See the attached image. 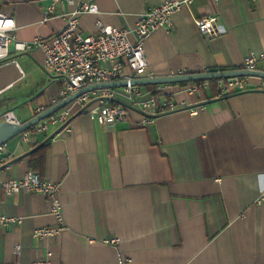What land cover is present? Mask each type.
Returning <instances> with one entry per match:
<instances>
[{
	"label": "crops",
	"instance_id": "crops-1",
	"mask_svg": "<svg viewBox=\"0 0 264 264\" xmlns=\"http://www.w3.org/2000/svg\"><path fill=\"white\" fill-rule=\"evenodd\" d=\"M163 1L0 0V12L14 20L16 37L30 42L55 35L64 13L93 2L98 14L79 17L83 35L101 21L127 28L134 42L138 16ZM209 16L217 18L219 36L198 32L195 20ZM172 22L169 32L159 29L144 42L153 76L241 69L251 52L264 71V0H192ZM43 61L40 49L10 48L0 62V114L10 110L23 123L61 100L64 82ZM208 82H195L198 92L185 89L189 82L139 86V95L132 92L139 101L157 93L159 102H175L150 121L129 108L125 122L103 125L79 108L67 128L49 125L31 143L19 135L2 145L0 215L13 221L0 227V262L50 252L51 264H117L120 251L130 264H264V89L258 77H248L246 90L222 94ZM113 94L129 104L122 89ZM42 142L47 149L34 156L33 170L31 152ZM29 170L60 184L65 228L56 236L34 235L56 225L42 194L2 186ZM112 238L118 250L104 243Z\"/></svg>",
	"mask_w": 264,
	"mask_h": 264
},
{
	"label": "built area",
	"instance_id": "built-area-1",
	"mask_svg": "<svg viewBox=\"0 0 264 264\" xmlns=\"http://www.w3.org/2000/svg\"><path fill=\"white\" fill-rule=\"evenodd\" d=\"M59 0H54V3ZM71 2V1H70ZM192 0H165L162 3L150 7L138 16L134 33L136 41L129 39L130 30L125 27L104 24L96 21V32L90 35H83L79 29V17L82 14H98V6L93 2H82L77 9L71 13L62 15L65 20L64 27L55 35L49 38L36 37L30 42H24L16 37V26L14 20L0 12V62H4L12 47L16 52H31L34 48L44 53L43 68L52 75L63 80V86L59 90V99L76 92L77 90L96 83H106L125 80L126 87L115 89L93 90L82 94L71 103L56 111L49 117L40 121L20 134L23 143L33 142L38 133L46 130L49 125H63L67 128L74 109H87L91 120L99 124H112L125 122L128 118V107L117 102L114 97V90L122 89L129 96V106L139 109L145 121L167 109H174L175 102L172 97L159 102L158 98L151 96L149 100L139 101L132 94L139 95L138 86H132V79L154 77L149 71L145 57V40L159 29L169 32L173 26L172 16L181 6L189 5ZM53 6L48 8V12ZM47 12V14H48ZM198 32L207 38L219 36L222 33L221 26L215 16L199 18L195 20ZM258 57L253 53L247 54L243 59L244 70H259ZM125 69L129 75L124 74ZM179 74H183L179 72ZM259 78V77H258ZM211 80L205 81L208 84ZM219 92L226 93L231 90L243 91L248 89V77H230L214 79ZM259 87L264 89V78H259ZM189 92H198L199 86L195 82H189L185 88ZM54 101L53 103H56ZM39 107L37 112H42ZM190 112H193L191 109ZM20 124L15 114L8 110L0 114V123ZM68 130V129H67ZM5 150L0 146V163L3 162ZM5 192L19 193L37 192L42 194L48 201L51 215L56 221L55 227H41L35 230L34 235L39 238L56 236L64 230L65 225L61 213L59 201L60 184L56 181L41 178L33 171L25 172L20 178H11L2 184ZM13 221L0 215V227ZM104 243L116 246L118 240L115 238L104 240ZM18 246L15 251H18ZM51 253L48 252L44 258L34 261L15 264H51ZM0 264H4L1 263ZM117 264H130V260L117 252Z\"/></svg>",
	"mask_w": 264,
	"mask_h": 264
},
{
	"label": "water",
	"instance_id": "water-1",
	"mask_svg": "<svg viewBox=\"0 0 264 264\" xmlns=\"http://www.w3.org/2000/svg\"><path fill=\"white\" fill-rule=\"evenodd\" d=\"M230 77H259L264 78V71L262 70H255L249 71L244 69H234V70H220V71H208V72H195V73H184V74H176L171 76H164V77H148V78H139V79H132L130 84L132 86H147V85H159V84H171V83H183V82H197L200 80H214V79H221V78H230ZM127 81L120 80V81H113V82H106V83H96L92 85L85 86L76 92L66 96L65 98L59 100L52 106L44 109L42 112L36 114L30 120L20 123V124H9L7 122L0 123V146L4 145L9 140L16 138L23 132L27 131L34 125L38 124L40 121L44 120L45 118L49 117L56 111L60 110L61 108L65 107L69 103H71L74 99L81 96L84 93L93 90H100V89H115L126 87ZM128 108H132L128 104H124ZM42 142L40 146L43 144ZM39 146V147H40Z\"/></svg>",
	"mask_w": 264,
	"mask_h": 264
},
{
	"label": "trees",
	"instance_id": "trees-1",
	"mask_svg": "<svg viewBox=\"0 0 264 264\" xmlns=\"http://www.w3.org/2000/svg\"><path fill=\"white\" fill-rule=\"evenodd\" d=\"M205 81H207V80H200V81H197V82H198V83H202V82H205ZM213 81H214V80H212V82H213ZM212 88L215 89V88H216V85L213 84ZM153 96L157 98V93L153 94ZM29 130H31V128H30ZM46 149H47V145L44 144V145L38 147L37 149H35V150H33V151L31 152V153H32V156H33V157H32L33 162L31 163V167H32L33 170H37V168H36V162H38L39 158L42 157L41 154H42L44 151H46ZM36 154H40L41 156H40V157H34Z\"/></svg>",
	"mask_w": 264,
	"mask_h": 264
}]
</instances>
